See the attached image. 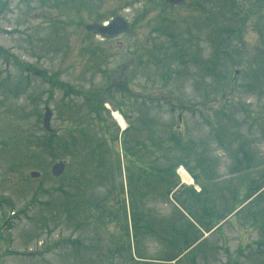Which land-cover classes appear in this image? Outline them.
Here are the masks:
<instances>
[{"label":"rangeland","instance_id":"374dc122","mask_svg":"<svg viewBox=\"0 0 264 264\" xmlns=\"http://www.w3.org/2000/svg\"><path fill=\"white\" fill-rule=\"evenodd\" d=\"M0 197L9 264H264V0H0Z\"/></svg>","mask_w":264,"mask_h":264},{"label":"water","instance_id":"95a60500","mask_svg":"<svg viewBox=\"0 0 264 264\" xmlns=\"http://www.w3.org/2000/svg\"><path fill=\"white\" fill-rule=\"evenodd\" d=\"M168 3L172 5H179L184 2V0H166ZM131 28L130 23L121 16H116L108 25L100 24V23H93L86 26V29L91 32L100 33L102 35L108 37H115L123 32L129 31ZM51 118H52V111L49 107L46 108L44 114V127L47 131L51 130ZM65 170V163H56L53 165L51 172L54 177H59ZM32 177L37 178L40 176L38 172H32Z\"/></svg>","mask_w":264,"mask_h":264},{"label":"flooded vegetation","instance_id":"af4514ba","mask_svg":"<svg viewBox=\"0 0 264 264\" xmlns=\"http://www.w3.org/2000/svg\"><path fill=\"white\" fill-rule=\"evenodd\" d=\"M13 213L14 210L8 204V201L6 199H3V197H0V243H2V247L0 250V264H9V259L13 256L23 257L24 259H26L23 253H19L10 249L11 247L8 244V240L2 239L1 236L4 231L8 232L11 231L12 228H14V222H16V220L15 217L12 216Z\"/></svg>","mask_w":264,"mask_h":264},{"label":"trees","instance_id":"16d2710c","mask_svg":"<svg viewBox=\"0 0 264 264\" xmlns=\"http://www.w3.org/2000/svg\"><path fill=\"white\" fill-rule=\"evenodd\" d=\"M24 69L26 70V68H24ZM27 70H28V69H27ZM126 130H127V129H126ZM126 130H125L123 133H126V132H127ZM123 133H122V134H123ZM181 165H184V166H185L184 163H179V164H178V167L181 166ZM186 165H187V163H186ZM186 167L188 168L189 172L192 174V176L195 178V180H196V182H197L200 176H198L195 172H193V170H192L190 167H188V166H186ZM175 176H176V175H175ZM176 187H177V186H176ZM176 187H175V188H176ZM262 188H263V187L257 189L256 192L253 193V195H256V194H257ZM202 192H203V191H202ZM199 193H201V191H200ZM253 195L250 196L249 199H251V198L253 197ZM249 199H248V200H249ZM232 213H233V212H232ZM227 217H228V216H226V217L220 219V221H219L217 224H220V223H221L222 221H224ZM217 224H216V225H217ZM216 225H214L213 227H208V232L212 231V230L216 227ZM77 242H78V241H77ZM197 242H198V241H196L195 243H197ZM78 243H79V242H78ZM195 243H194V244H195ZM194 244H192L191 246H193ZM191 246H190V247H191ZM174 260H175V259H174Z\"/></svg>","mask_w":264,"mask_h":264},{"label":"bare ground","instance_id":"6f19581e","mask_svg":"<svg viewBox=\"0 0 264 264\" xmlns=\"http://www.w3.org/2000/svg\"><path fill=\"white\" fill-rule=\"evenodd\" d=\"M179 173L181 174V177H182L184 182H189V183L192 182V178L183 168L180 169Z\"/></svg>","mask_w":264,"mask_h":264}]
</instances>
